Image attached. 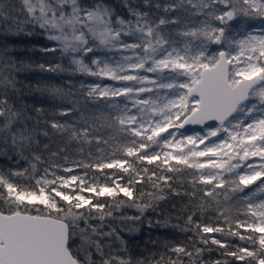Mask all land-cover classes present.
<instances>
[{
  "label": "snow or ice",
  "instance_id": "snow-or-ice-1",
  "mask_svg": "<svg viewBox=\"0 0 264 264\" xmlns=\"http://www.w3.org/2000/svg\"><path fill=\"white\" fill-rule=\"evenodd\" d=\"M21 3L26 17L23 23L38 26L47 34L48 40L60 45L63 53L76 54L71 63L78 71L129 83L119 87L92 85L88 96L100 99L108 111L104 114L101 110L100 116L91 123L84 120L79 131L75 126L51 123L54 130L69 131L70 140L81 144L92 143L91 138H95L97 145L107 144V140L102 141L105 129L120 134L116 137L120 140L116 151L122 155L119 158L101 156L94 163L78 164L77 167L85 170L83 176L72 174L71 168H64L67 175H57L55 170L48 168L40 175L42 160L33 148L35 136L28 132L21 113L13 111L7 99L0 100V141L21 153L31 150L35 161L31 175L27 169L0 170V201H3L0 206V264H143L125 257L122 252L113 253V243H104L108 237H115V241L125 245L115 228L103 232L100 226L90 222L93 212L102 213L101 221L105 216L113 215L112 211H105L106 205L100 203L98 197L115 198L118 193H123L135 202L133 187L140 180L129 179L124 185L123 177L116 175L112 179L113 186L99 185L95 177L89 181L86 170L119 169L137 177L141 172H151L149 180L156 177L170 185L171 176L157 177L155 169L146 165L178 174L184 169H195L197 172L191 173L193 188L198 174V182L204 186L201 189L204 197L216 200L221 195L217 189H225V201H235L241 206L246 204L256 219L252 223L237 220V228L246 227L259 233L260 251H250L247 247L227 251L230 245L214 236L211 243L225 249V254L237 261L250 264L248 258H251L256 264H264V200L254 204L252 197L256 193L249 189L254 182L260 181L256 191L264 192V180L261 179L264 177V28L254 34L242 23L236 30L229 23L246 17L260 18L264 24V0H187L196 14L203 15L204 19L198 21L190 18L191 10L186 7L183 20L160 18L158 22L149 20L147 13L130 9L136 17L135 24L120 17L113 19L112 9L102 0L91 4L88 0H21ZM181 7H184V0L166 5L164 10L169 12ZM0 18L10 19L3 12V5H0ZM213 21H218L219 26ZM20 23L17 21L18 25ZM169 23L183 24L185 30L176 33L183 38L181 41L172 33L162 32L161 26ZM122 36L135 37L137 42L126 43ZM213 45L217 47L213 48ZM117 46L132 55L125 56L115 65L97 56V50ZM42 50L56 51L55 48ZM77 56L94 57L91 66ZM39 67L49 72L62 70L59 65L47 69L43 64ZM128 70L136 74H128ZM141 70L153 76L143 75ZM145 93L147 98H141ZM117 98L131 100L135 114L127 103L122 105ZM70 111L67 109L60 115L66 116ZM97 119L102 121L98 127ZM206 121L217 123L215 127H209ZM186 124L205 125V134L184 135L180 129ZM220 133L225 134L223 138L218 135ZM44 135L47 136V132ZM212 137L216 141L211 140ZM197 145L204 147L198 149ZM249 157H260L259 170L248 162ZM13 176L25 177L26 184L14 182ZM246 191L249 194L243 195ZM85 192L91 195L86 197ZM191 195L194 198L196 192ZM208 204L209 201L202 200L199 206L203 209ZM149 206L137 204L141 213ZM115 207L119 208L120 204ZM220 215L229 221L225 212ZM129 219L139 220L140 217ZM193 220L194 215H189L187 223L191 224ZM194 230L198 234L221 233L246 239L235 229L230 228L225 234L222 227L199 222ZM201 239L208 244L203 235ZM247 239L254 237L249 235ZM77 240L79 245L74 253L72 246ZM173 251L178 260L180 254L189 258L193 255L181 246ZM81 252L83 259L79 255ZM200 252L201 249L196 248V254ZM171 264H177V261H171Z\"/></svg>",
  "mask_w": 264,
  "mask_h": 264
},
{
  "label": "trees",
  "instance_id": "trees-1",
  "mask_svg": "<svg viewBox=\"0 0 264 264\" xmlns=\"http://www.w3.org/2000/svg\"><path fill=\"white\" fill-rule=\"evenodd\" d=\"M96 0H88V3H95ZM102 2L112 9L113 14L123 18L129 16L128 9H134L141 13H147L149 20L158 22L160 18L169 21L183 20L186 13L184 8L191 10L190 18L193 21L204 19L203 15L196 14L195 9L184 0V7L172 9L165 12V6L172 3H179L180 0H102ZM160 5L158 8L157 5ZM3 5V12L10 17L5 20L0 18V100L7 99L8 106L13 111L19 112L26 123L28 132L35 136L33 148L35 154L41 156L42 162L39 165L40 175H43L44 169L55 170L57 175H67L64 168H71L72 174L83 176L85 170L77 165L94 163L97 157L108 156L119 158L122 154L116 151L120 140L117 139L120 134L108 130L102 133V141L96 144L95 138L92 143L81 144L78 141L70 140L69 131L57 132L51 127L53 121L60 124H66L69 127L75 126L77 131L82 127L83 121L92 120L100 116L101 110L107 114V109L100 99L89 97V83L93 82L92 75L77 70L76 65L71 60L55 48L56 51L45 52L42 49L54 48L50 40L47 39L43 30L31 23H23L26 19L20 0H0ZM222 8L223 5H217ZM219 15V13H217ZM17 21L21 23L18 25ZM186 22V21H185ZM219 26L218 21H213ZM232 29L236 30L243 24L246 30L264 28L260 18L249 19L241 17L237 21L229 22ZM161 30L164 33L172 35L181 41L183 38L176 33L184 31L183 24L162 25ZM181 46L180 44L177 45ZM213 48L217 46L213 45ZM7 49V54H5ZM43 64L45 69L48 67L60 66L62 70L49 72L41 70L39 65ZM8 81H13L9 84ZM58 90V91H57ZM71 109L66 116L60 115L61 112ZM2 123V120H0ZM101 120L95 121L98 127ZM47 132V136L44 133ZM45 145L48 146L45 149ZM33 152L25 150L23 153L19 149L13 150L10 145L5 146L0 141V170L5 172H17L27 169L28 175L32 173ZM110 162V161H109ZM174 164V162H172ZM150 169H155L156 176H171L170 185L164 184L156 177L149 180L151 172L145 174L141 172L140 177L134 174L124 173L119 169H105L103 172L88 168L87 177L90 181L95 177V182L111 183V180L119 175L123 181L128 184L129 179L135 183L133 193L135 202L125 197L123 193H118L115 198L98 197L100 203L106 205L105 211H112L111 217L105 216L101 221L99 219L102 213L93 212L91 223L100 226L103 232H109L116 229L119 236L126 242L121 245L115 241V237H108L104 243L107 245L113 243L112 252H122L125 257H130L134 262L142 261L143 264H171V261H177V264H245L237 261L231 256L225 254V249L211 243V237L214 236L222 242L228 243L230 247L227 251H236L238 247H247L250 251H260L259 233H253L246 227L237 228V220L241 222L252 223L255 219L248 210L247 205H239L235 201H225L223 192L225 189H217L221 193L216 200L204 197V188L199 181V175L195 176L197 181L195 189L193 188L191 173L197 172L195 169H184L182 173H170L162 167L146 165ZM183 168V166H181ZM225 176L232 179L227 173ZM51 178V176L49 177ZM14 182L21 185L26 184L25 177L11 178ZM34 184V181H32ZM159 187H155V185ZM259 181L249 186L255 196L252 197L254 204H259L264 200V192H257L256 187ZM211 187V186H209ZM196 192L195 197L192 193ZM151 194V195H150ZM246 191L243 195H248ZM91 194H89L90 196ZM159 197H163L160 199ZM202 200L209 201V204L203 209L200 208ZM123 201V203H121ZM216 201L220 203L217 204ZM120 204L119 208L115 205ZM137 204L150 205L144 208L143 213L137 207ZM3 201H0V206ZM225 212L230 218L228 222L225 216L220 215ZM189 215H194L191 224L187 223ZM140 217L139 220L129 219ZM199 222L209 226H219L228 233L229 229H235L246 237L240 240L237 236L222 235L221 233L198 234L194 230L195 224ZM201 235L208 239V244H204ZM252 235L253 240H248L247 236ZM79 240L72 246L76 253ZM177 246L185 247L193 255L189 258L180 254L179 260L177 253L173 249ZM126 248V251L124 249ZM196 248H200L199 255L196 254ZM108 251V249H105ZM80 258L83 259L84 253L81 252ZM250 264H256L254 260L248 258Z\"/></svg>",
  "mask_w": 264,
  "mask_h": 264
},
{
  "label": "rangeland",
  "instance_id": "rangeland-1",
  "mask_svg": "<svg viewBox=\"0 0 264 264\" xmlns=\"http://www.w3.org/2000/svg\"><path fill=\"white\" fill-rule=\"evenodd\" d=\"M127 12L129 13V16L123 17L122 19H125L126 21H132L133 24H135V20H136L135 15L130 11V9H128ZM116 17H118V16H116L115 14H113V19H115ZM260 30L261 29H254L252 32L254 34H258ZM46 37H47V34H46ZM121 38L126 43H136L137 42L135 40V37H131V36L124 37V36H122ZM50 42L52 43V45H53L54 48H57V49L60 50V45L56 41H50ZM60 52L63 53L61 50H60ZM63 54L65 56H67L71 61H72L73 56L76 55V54H73V53H63ZM131 55H132V52H130L128 50L121 49L119 46H117L116 48H108V49H99V50H97V56L100 59L107 60L108 62L112 63L113 65H115L116 63L122 61L125 56H131ZM76 58H82V59H84V63L91 66V61H92V59L94 57H91V56H88V57H79V56H77ZM93 70H96L94 66H93ZM128 74L135 75L136 73L133 72L132 70H128ZM141 74L153 76V74H151V73H144L142 70H141ZM92 78H93V82L92 83H89V87H91L94 84H100L101 86H115V87H119V86H121L122 83H129V82L113 81L110 78H108L107 76L101 77V76H93L92 75ZM145 86L146 87H152V85H145ZM161 94H163V93H161ZM147 96H148V94H146V93L145 94H141V98H147ZM117 99L120 100V102H121L122 105L124 103H127L128 107L131 109L132 113L135 114V111L136 110H135V108L132 107V101L131 100L124 101L122 98H117ZM207 126H209V127H215L216 126V123L213 122V124H208ZM204 129H205V126H203L201 129H192L191 131H188V132L182 130L180 132L184 133V135H186V136H188V135H194L195 133H200L201 135H204L205 134ZM218 135L221 138H223V136L225 134L220 133ZM178 137H179V133H178ZM210 139L213 140V141H216V138L215 137H212ZM207 143H208V141H205V144H207ZM203 147H204V145H197V148L198 149H202ZM201 160H203V158H201ZM248 162L249 163H252L256 167V169L259 170V164L262 161H261L260 157H249ZM49 179H51V178H49ZM261 179L264 180V177H261ZM90 182H92V181H90ZM123 183H124V185H127L124 181H123ZM259 183H260V181H259ZM99 185H107V186H110V187L113 186L112 185V180H111V183H100ZM83 194L86 197L89 196V193H87V192H85ZM259 236H260V234H259Z\"/></svg>",
  "mask_w": 264,
  "mask_h": 264
},
{
  "label": "water",
  "instance_id": "water-1",
  "mask_svg": "<svg viewBox=\"0 0 264 264\" xmlns=\"http://www.w3.org/2000/svg\"><path fill=\"white\" fill-rule=\"evenodd\" d=\"M213 122L215 121H206L205 124L208 125V124H213ZM217 123V122H215ZM203 126L205 125H200V124H186L182 129H180V131H191L192 129H201Z\"/></svg>",
  "mask_w": 264,
  "mask_h": 264
}]
</instances>
